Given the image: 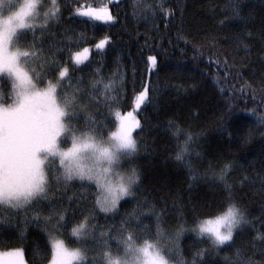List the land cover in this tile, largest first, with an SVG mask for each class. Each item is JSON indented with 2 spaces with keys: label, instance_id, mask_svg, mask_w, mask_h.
Returning a JSON list of instances; mask_svg holds the SVG:
<instances>
[{
  "label": "trees",
  "instance_id": "1",
  "mask_svg": "<svg viewBox=\"0 0 264 264\" xmlns=\"http://www.w3.org/2000/svg\"><path fill=\"white\" fill-rule=\"evenodd\" d=\"M42 1V11L52 6L49 0ZM56 2L60 6L59 17L49 22L46 31L37 28L35 36L27 32L20 39L21 45L27 46L33 39L43 38L47 51V42L51 41L64 48L60 58L71 66L72 52L93 47L108 37L105 47L92 50L73 79L82 77L87 84L99 70L107 82L119 64L121 74L126 76V87L121 92L123 99L118 105L123 114L132 109L143 85L151 88L148 101L137 113L141 128L134 130L140 151L124 165L127 170L136 167L141 182L134 196L121 201L116 213H103L97 208L92 213L89 228L95 225L97 236L102 230L112 229L116 236L121 219L145 200L148 201L145 207L154 203L157 211L165 209L164 224L169 231L181 222L178 219L181 212L186 227L191 228L195 226L196 217L208 219L226 211L227 205L222 203L226 193L220 184L212 182L211 174L190 187L188 169L176 161V151L186 139V133L195 138L188 159L201 173L209 165L219 169L225 162L233 164L230 180L236 183L235 197L248 209L250 218H257L255 224L259 228L264 220V189L258 179L264 176V124L258 118L259 113H264V103L260 99L264 95V0H137L141 6H157V10L161 3L165 8H172V17L160 15L154 23L132 18L131 0ZM233 3L237 5L239 17L233 14L230 7ZM102 5H109L115 21L90 20L78 16L75 11ZM168 20L171 22L166 23ZM236 33L251 34L248 50L236 48L232 39ZM180 35L183 39L178 38ZM150 56L157 60L156 68L151 71ZM30 63L39 70V59ZM245 83L251 88L241 91ZM0 88L10 90L11 83L0 78ZM251 109H256L257 115H252ZM101 112L97 119L103 126L108 113L105 109ZM170 122L174 127H169ZM175 127L181 129L178 135H173ZM108 128L115 130V125H108ZM244 176L250 181L257 179L241 186L239 181ZM56 187L53 184L50 192V195L55 193L52 205L42 202L23 212L0 206V218L17 216L22 219L25 214L31 217L40 208L47 213L55 206L67 209L71 227L93 208L95 185L81 187L77 182L67 191L61 185L59 192L55 191ZM153 219L145 216L143 222L153 223ZM62 231L67 234L68 230ZM255 235L251 228L236 232L234 242L222 246L218 253L210 251L204 264H223L224 256L231 255L236 248L246 255L255 253L253 258L257 261L264 260L261 254L264 244L256 243L253 247ZM111 243L115 248L116 240ZM48 247V235L42 223L32 221L27 227L13 224L0 228V251L20 248L27 264H39L35 254ZM88 247H93L91 242ZM206 248L208 241L192 231H185L180 237L179 251L185 260L191 261L196 250ZM93 254L89 252L90 257Z\"/></svg>",
  "mask_w": 264,
  "mask_h": 264
},
{
  "label": "snow or ice",
  "instance_id": "2",
  "mask_svg": "<svg viewBox=\"0 0 264 264\" xmlns=\"http://www.w3.org/2000/svg\"><path fill=\"white\" fill-rule=\"evenodd\" d=\"M52 3L51 9L43 11V23L37 25L40 9L44 7L42 0H22L20 3L8 0L6 6L4 0H0V78L11 83L7 94L0 91V206L23 212L42 202L52 205L55 197V193L50 195L53 184L57 185L55 191L59 192L61 185L67 191L77 182L81 187L95 185L94 205L71 227L67 209L52 206L47 213L40 208L31 217L25 214L22 219L2 217L0 228L13 224L27 227L32 221L42 223L49 247L35 254L39 264H204L210 251L218 253L222 246L234 242L236 232L246 228L256 233L253 247L256 243L264 244V220L257 228V218H250L248 209L235 197L236 183L230 180L233 164L225 162L219 169L209 165L204 173L194 168L188 159L195 140L191 133L185 134L186 139L178 146L175 159L188 169L190 187L211 174L212 182L220 184L226 193L222 198V203L227 205L226 211L208 219L196 217L195 226L191 228L186 227L181 212L178 218L181 222L169 231L164 224L165 209L157 211L158 206L154 203L145 207L148 204L145 200L121 219L116 236H113L112 229L102 230L97 236L96 226L89 228L92 213L97 208L103 213H116L124 198L135 195L141 182L140 173L136 167L127 170L124 165L140 151L134 130L141 128V124L131 112L123 114L119 110V101L123 99L121 92L126 87V76L121 74L119 64L107 82L97 70L94 78L85 84L82 77H73L88 59V48L72 52L70 60L73 63L69 66L60 58L64 48L51 41L47 42V51L43 38L33 39L27 46L19 43L27 32L31 31L35 36L37 28L46 31L49 22L59 17L60 6L56 0ZM5 7L7 15L3 14ZM131 7L132 18L146 23H154L160 15H174L172 8H165L162 3L158 4L157 10V6H141L137 0H131ZM230 7L234 16L239 17L237 5L233 3ZM75 11L90 20H116L109 5L77 8ZM250 37V33H236L232 39L238 50H248ZM178 38L183 39V36ZM107 42L108 37H105L96 48L103 49ZM36 59L40 61L39 70L30 63ZM148 60L151 71L156 68L157 60L155 56ZM246 87L251 88V85L245 83L241 91ZM150 91L148 84L143 85L136 97L137 107L146 104ZM252 91L255 99V89ZM260 99L264 103V95ZM101 109L108 113L103 126L97 119L102 115ZM250 112L257 115L256 109ZM113 116L115 119H110ZM258 118L264 124V113H259ZM112 124L115 130L108 128ZM169 127H174L171 122ZM180 131L175 127L173 135ZM256 179L250 181L244 176L239 183L242 186L245 182L254 183ZM258 179L264 189V176ZM145 216L153 217V223L144 224ZM63 229L68 230L67 234ZM185 231H192L208 241V248L196 250L191 261L185 260L179 251V240ZM72 237L74 241L70 240ZM113 239L116 240L115 248L111 243ZM88 242L93 245L91 249ZM89 252L94 254L90 257ZM261 254L264 255V250ZM254 255H246L236 248L231 255L224 256L223 264H264V260H255ZM5 256L8 257L6 264H25L24 251L20 248L0 252V260Z\"/></svg>",
  "mask_w": 264,
  "mask_h": 264
},
{
  "label": "rangeland",
  "instance_id": "3",
  "mask_svg": "<svg viewBox=\"0 0 264 264\" xmlns=\"http://www.w3.org/2000/svg\"><path fill=\"white\" fill-rule=\"evenodd\" d=\"M112 1H117V0H112ZM7 2H8V0H4V4H5V6L7 5ZM15 2L16 3H20V2H22V0H19V1H16L15 0ZM52 3V0H49V3ZM42 3H43V1H42ZM53 7V3H52V6L51 7H49V9H51ZM7 10V8L5 7V9H4V12H3V14L4 15H7V12H5ZM77 14V13H76ZM78 15V14H77ZM78 16H80V15H78ZM80 17H83V16H80ZM36 23H38V24H42L43 23V11H42V8L40 9V16H39V18L36 20ZM97 44V43H96ZM96 44L93 46V47H88V49H89V52L86 54L87 56H88V58H89V56H90V54H91V51L92 50H94V49H97L96 48ZM82 51V50H81ZM87 61V60H86ZM73 62L71 61V64H72ZM1 89V88H0ZM9 89V88H8ZM4 93H8L10 90H7V89H1ZM142 106V105H141ZM140 106V107H141ZM140 107H137L136 106V99H135V102H134V105H133V107H132V109L130 110V111H128V112H126L125 114H127V113H129V112H131L132 114H133V117H135V119H137L138 120V116H137V113H138V111H139V109H140ZM57 165L54 163L53 164V168H55ZM0 252H7V251H0ZM7 260H8V257H4L2 260H0V264H6V262H7ZM25 260V259H24ZM25 264H27L26 262H25Z\"/></svg>",
  "mask_w": 264,
  "mask_h": 264
}]
</instances>
